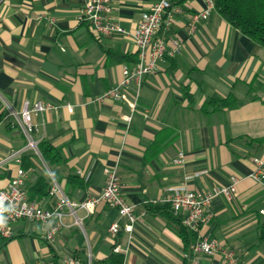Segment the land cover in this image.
Masks as SVG:
<instances>
[{
  "label": "crops",
  "instance_id": "0c3cea01",
  "mask_svg": "<svg viewBox=\"0 0 264 264\" xmlns=\"http://www.w3.org/2000/svg\"><path fill=\"white\" fill-rule=\"evenodd\" d=\"M154 1L110 0L105 15L133 31ZM82 2L0 0V187L16 174L27 150L18 124L23 102H49L57 108L32 116L33 137L57 147L61 160L47 165L38 156L23 169L24 187L43 174L81 201L101 194L104 170L113 168L136 220L131 232L112 234L109 225L122 226L125 219L101 201L91 212L76 209L80 224L66 214L47 241L43 231L53 220L42 225L19 219L10 238L0 236V264H61L65 258L109 264L112 254L121 255V264H190L192 242L180 237L166 196L180 184L201 192L234 179L231 198L210 200L212 217L200 232L233 250L236 264H264L257 234L264 185L249 176L253 158L264 161V47L214 7L190 31L191 14L205 3L181 0L171 25L158 31L171 53L156 61L139 87H125L137 96L131 112L120 100L98 97L122 79L124 65L136 62L137 48L130 36H97L78 19ZM174 40L179 48L173 52ZM228 95L233 105L204 107L207 99ZM66 104L73 105L71 112ZM115 244L122 253L113 252ZM197 258L200 264H230L221 254Z\"/></svg>",
  "mask_w": 264,
  "mask_h": 264
},
{
  "label": "built area",
  "instance_id": "2783aa9c",
  "mask_svg": "<svg viewBox=\"0 0 264 264\" xmlns=\"http://www.w3.org/2000/svg\"><path fill=\"white\" fill-rule=\"evenodd\" d=\"M204 7L193 12L188 22V29L193 31L196 24L205 20L210 10L214 7L213 0H203ZM111 9L110 0H83L78 12V19L88 23L97 36H108L113 33L130 36L137 48V61L131 66L124 65L122 69V79L114 86L105 90L98 99L111 97L124 102L131 110H136L137 96H129L125 87L131 82L137 87L140 86L144 75L153 71L156 61L167 54L165 40L158 35L162 28H168L173 22V15L181 10L178 0H156L150 6L141 12L137 25L133 31H128L111 19L105 13ZM39 17H43L41 14ZM173 52L178 50L179 41L174 40ZM171 53V52H170ZM68 111L73 110V105L66 104ZM57 105L49 102L24 101L19 111L18 124L24 135L25 144L39 154L37 141L33 137L35 125L32 122V116L42 113L45 110L56 109ZM123 118L127 121L131 119V113ZM182 156V153H179ZM181 157L175 158L179 162ZM255 168L249 174L258 182L264 185V161L253 158ZM105 181L101 194L96 197H88L81 201L69 198L57 184L52 181L49 189V197L53 201L49 205L38 203L36 200L28 198L25 187L23 169L18 168L16 174L9 180L7 186L0 187V217H3L4 224L0 226V236L10 238L13 235L11 223L19 219L39 222L44 225L53 220L50 225L44 228L43 237L47 241H52L60 228L65 224L66 214L75 217V223L80 224L76 217L77 208H84L91 212L98 202H105L111 207L116 208L120 217L125 221L121 226L118 222L109 225L108 230L116 234L120 229L131 232L136 216L133 211V205L128 203L121 192L120 178L113 168H105ZM236 191V180L229 185L213 187L210 190L195 191L180 184L171 188V192L165 200L170 205L174 214L182 216V223L196 234V238L191 245L190 264H200L197 258L198 254L215 255L221 254L224 260L230 264H236L237 259L233 250L226 248L215 237L201 233L202 225L209 222L212 213L208 211L207 206L210 200L216 195H223L231 198ZM66 210V211H65ZM258 213L264 216V204H262ZM113 252L122 253L123 249L119 244L112 247ZM34 264H47L44 261H37ZM61 264H80L77 258H65Z\"/></svg>",
  "mask_w": 264,
  "mask_h": 264
},
{
  "label": "trees",
  "instance_id": "16d2710c",
  "mask_svg": "<svg viewBox=\"0 0 264 264\" xmlns=\"http://www.w3.org/2000/svg\"><path fill=\"white\" fill-rule=\"evenodd\" d=\"M181 0H178V3ZM215 10L233 27L241 33L249 37L252 41L264 47V3L258 0H213ZM137 61V60H136ZM235 102V98L227 96L225 98L215 99L209 98L204 102V107L207 105L213 106H230ZM24 137V135H23ZM26 142V141H25ZM39 154L33 149L28 148L21 155V169H28L33 165V160L41 157L47 165L55 164L61 160V154L57 147L48 141L40 140L37 142ZM51 187L50 180L43 174H37L32 182L25 185V191L29 199L36 200L42 204L44 200L49 198V189ZM169 214L173 216L177 223V231L180 237L187 245L189 241L192 243L196 238V234L188 229L182 223V216L174 214L170 205L167 204ZM260 215V214H259ZM260 215L257 224L258 239L264 246V216ZM109 264H121V255L112 254Z\"/></svg>",
  "mask_w": 264,
  "mask_h": 264
},
{
  "label": "clouds",
  "instance_id": "9594fccd",
  "mask_svg": "<svg viewBox=\"0 0 264 264\" xmlns=\"http://www.w3.org/2000/svg\"><path fill=\"white\" fill-rule=\"evenodd\" d=\"M3 224H4V219L3 217H0V226H3Z\"/></svg>",
  "mask_w": 264,
  "mask_h": 264
},
{
  "label": "rangeland",
  "instance_id": "374dc122",
  "mask_svg": "<svg viewBox=\"0 0 264 264\" xmlns=\"http://www.w3.org/2000/svg\"><path fill=\"white\" fill-rule=\"evenodd\" d=\"M12 224L14 225L15 223H11V226H12ZM19 224H22V222L21 223L19 222Z\"/></svg>",
  "mask_w": 264,
  "mask_h": 264
}]
</instances>
